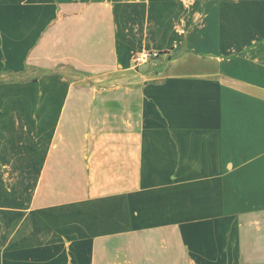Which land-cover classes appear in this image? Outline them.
<instances>
[{
    "label": "crops",
    "instance_id": "1",
    "mask_svg": "<svg viewBox=\"0 0 264 264\" xmlns=\"http://www.w3.org/2000/svg\"><path fill=\"white\" fill-rule=\"evenodd\" d=\"M1 74L0 264H264V0H0Z\"/></svg>",
    "mask_w": 264,
    "mask_h": 264
},
{
    "label": "rangeland",
    "instance_id": "2",
    "mask_svg": "<svg viewBox=\"0 0 264 264\" xmlns=\"http://www.w3.org/2000/svg\"><path fill=\"white\" fill-rule=\"evenodd\" d=\"M137 54V53H136ZM163 57V56H162ZM161 57V58H162ZM159 59L157 61H155L153 63V65H150L148 67H145L146 69L144 70H139L138 67H134L133 65V62H132V65H130L129 67H126L120 71H117L115 74H109V75H102V76H98L96 78V83L97 84H101L103 86H106V84H110L111 82H116V78H122V79H126L128 78V76H131L133 74H138L139 71L140 73H148V75H152V74H156L162 70H164V63L162 62V59ZM164 59V58H163ZM132 60V58H131ZM40 71H37V73L35 72V74H39ZM69 73H74V74H79L77 71L75 70H69ZM116 74H122V76H115ZM11 78V75L9 74H4V75H0V80H3V79H10Z\"/></svg>",
    "mask_w": 264,
    "mask_h": 264
},
{
    "label": "built area",
    "instance_id": "3",
    "mask_svg": "<svg viewBox=\"0 0 264 264\" xmlns=\"http://www.w3.org/2000/svg\"><path fill=\"white\" fill-rule=\"evenodd\" d=\"M162 52L160 50H145L134 54L132 57V62L134 67H138L142 63H146L155 60L161 56Z\"/></svg>",
    "mask_w": 264,
    "mask_h": 264
}]
</instances>
